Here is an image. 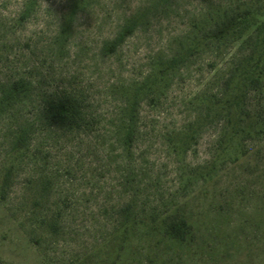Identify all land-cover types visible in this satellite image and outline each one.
Returning a JSON list of instances; mask_svg holds the SVG:
<instances>
[{
	"label": "rangeland",
	"instance_id": "rangeland-1",
	"mask_svg": "<svg viewBox=\"0 0 264 264\" xmlns=\"http://www.w3.org/2000/svg\"><path fill=\"white\" fill-rule=\"evenodd\" d=\"M224 1L0 0V94L32 84L0 113V182L30 127L0 197V264H264V92L247 93L243 119L207 107L239 42L179 64L139 97L129 150L119 134L134 87ZM66 94L83 105L75 128L52 118ZM174 212L191 222L182 242L165 233Z\"/></svg>",
	"mask_w": 264,
	"mask_h": 264
},
{
	"label": "trees",
	"instance_id": "trees-1",
	"mask_svg": "<svg viewBox=\"0 0 264 264\" xmlns=\"http://www.w3.org/2000/svg\"><path fill=\"white\" fill-rule=\"evenodd\" d=\"M136 27L132 19L123 30L104 49L113 52L121 41L131 34ZM176 49L168 58L161 59L154 72L132 91L130 103H126L119 128L123 147L130 149L136 131V105L139 97L152 89L157 82L167 79L179 64L186 62L191 55L212 47H220L228 42H239L243 49L233 68L219 84L216 99L207 105L210 112L219 111L230 119H243V99L253 90L264 92V0H225L216 7L202 13L200 20H195L186 36L178 40ZM32 90L30 81L19 78L11 81L1 90L0 113L6 112L22 102ZM83 105L73 94H66L57 100L52 118L62 127L75 128L84 117ZM227 120L228 124L229 121ZM237 122V121H236ZM233 123L232 125H234ZM30 144V127H20L13 140L10 165L5 168L0 182V197L10 184L14 163L22 159L23 152ZM164 221L165 233L173 240L182 242L191 232L188 217L176 212ZM131 224L125 225L129 231Z\"/></svg>",
	"mask_w": 264,
	"mask_h": 264
}]
</instances>
